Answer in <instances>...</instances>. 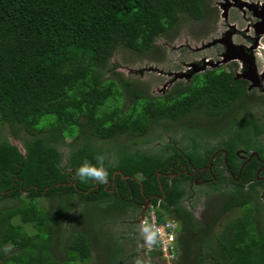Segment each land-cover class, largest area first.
<instances>
[{"label": "trees", "instance_id": "1", "mask_svg": "<svg viewBox=\"0 0 264 264\" xmlns=\"http://www.w3.org/2000/svg\"><path fill=\"white\" fill-rule=\"evenodd\" d=\"M200 2L0 0V249L15 246L9 254L0 250V264H87L107 237L93 228L67 229L64 219L125 225L105 242L103 264H134L140 237L133 221L146 200L157 221L175 224L177 263L264 264V218L258 220L253 203L257 182H249L255 166L245 163L233 180L240 163L234 149L260 151L261 129L251 116L220 129L226 138L217 146L228 168L215 157L214 179L202 186L205 196H225L222 211L238 209L236 215L202 223L192 212L200 192L192 185L190 194L184 170L208 165L213 149L206 142L216 132L186 125L182 140H173L178 147L136 148L151 127L166 129L161 123L223 118L242 88L210 70L150 95L110 63L119 51L145 56L185 17L200 18ZM97 155L105 157L108 183L75 178L84 161L97 164ZM147 255L159 253L154 247Z\"/></svg>", "mask_w": 264, "mask_h": 264}, {"label": "flooded vegetation", "instance_id": "2", "mask_svg": "<svg viewBox=\"0 0 264 264\" xmlns=\"http://www.w3.org/2000/svg\"><path fill=\"white\" fill-rule=\"evenodd\" d=\"M200 5L202 8L200 18L191 19L195 23L202 24L196 30L201 37L199 46L183 47L192 55H196L197 52L200 55L191 58L193 62L185 65L186 71L179 73L183 77H178V80L186 83L194 75L206 71H223L225 75H229L233 83H237L242 88L243 94L241 100L230 104L225 116L217 121H211L200 115L217 134L214 132L215 135L210 137V142H207L213 149L208 165L194 169L191 173L184 170L189 177L187 188L190 190L192 185L202 187L214 179L210 168H214L215 171L214 164L217 163L215 157H220L224 167L228 168L226 151L217 146L221 139L226 138V134L225 131H219L232 119L251 116L261 129L256 136L260 151L243 150L240 147L234 149L236 160L240 163L233 180L237 181L240 169L245 163H252L255 166L254 179L249 182L250 184L253 181L257 182L252 192L258 200L264 201V0H201ZM216 167L219 165L217 164ZM205 173L208 178L204 177ZM228 174L232 177V173L228 172ZM247 185H243V192L247 191ZM189 192L193 194L192 190Z\"/></svg>", "mask_w": 264, "mask_h": 264}, {"label": "rangeland", "instance_id": "3", "mask_svg": "<svg viewBox=\"0 0 264 264\" xmlns=\"http://www.w3.org/2000/svg\"><path fill=\"white\" fill-rule=\"evenodd\" d=\"M201 26L202 24L195 23L191 19L185 17L183 22L172 27L163 36L157 37L153 43V47L150 49V51H148V53H145V56L141 57L128 51H119L118 53H115L113 55L110 63L115 64L116 71L120 73L124 78L131 80L137 89L146 91L150 95H161L170 86L178 83H184V81L181 80V82L180 80H178L179 73L181 71H186L185 65L187 63L193 62L191 61V58L200 55V53L198 52L196 53V55H192V53L187 52L184 48H186L185 46L191 48L199 46L201 37H199V35L196 33V30ZM161 124L166 129H163L160 126L151 127L149 132L144 137L137 140L136 148L143 151L158 152L161 147H164V145L168 143L172 144L174 147H178L173 144V140L175 142L182 140L181 127H184L186 125H189L191 127H196L198 125L202 129L206 130L209 134L210 132H215L212 126L205 125L204 118H202L201 116L188 117V119L180 121L178 123L166 122ZM217 128L219 127L217 126ZM120 140L126 139L121 138ZM9 142L20 147L19 143L15 140L9 139ZM207 142H210V140H208ZM61 150L64 152L65 148H62ZM110 157H112V155ZM224 183H226V179L224 180ZM194 190L200 192L198 195L199 197L196 196V201L194 202L192 207L193 216L196 220L202 223H207L209 219H214V217L218 214L220 216H223V218L238 214V209L229 213L222 211V205L225 196H223L220 192H215L214 194L209 193V196H205L203 195L204 192L202 187L194 188ZM192 201V199L184 200L181 205L183 207H189L190 204L193 203ZM253 203L258 205L256 207L258 208L256 217L258 218V220L259 218L263 219L264 201L262 199L258 200L257 197L253 196ZM91 211V213L98 212L95 210ZM139 213L140 211H138V215ZM128 216L129 214L127 215V213L126 215H124V217ZM115 218L118 219V215H116ZM115 218L110 217V215L106 217L108 221H111ZM80 222L81 221L78 219L76 221H71L70 219L63 220L64 226L72 231L75 229H85L87 232H89L91 231V228L96 231H102V234L107 238H105L104 243H97L95 245L98 253L95 254V252H93L92 257L90 258L89 262H87V264H103L105 254L104 252H102V250L106 249L105 244L111 243L118 231L125 229V225L121 226L117 225V223L111 224V222L99 227L95 221H92L91 226H89V224L88 226H83V224ZM133 222L136 223V221ZM142 245L143 241L141 240V238H139L137 240L138 256L150 258L151 264H179V262L177 263L178 252L175 259L166 261L163 260L160 256H154L153 258L149 257L147 253L150 250L152 251L153 249L144 248Z\"/></svg>", "mask_w": 264, "mask_h": 264}, {"label": "clouds", "instance_id": "4", "mask_svg": "<svg viewBox=\"0 0 264 264\" xmlns=\"http://www.w3.org/2000/svg\"><path fill=\"white\" fill-rule=\"evenodd\" d=\"M105 157L103 155H97V164L93 165L87 160L77 169L76 177L81 182H87L89 180L95 181L98 184L108 183V171L104 167ZM146 210L148 209L145 208ZM144 210V213L146 212ZM144 216V214H143ZM168 219V218H167ZM169 227L172 226V222H169ZM164 233V226H158L154 222L144 220L138 226V235L143 241V247L147 249H153L159 242ZM14 245L9 242L3 246L2 250L5 254H9L13 251ZM134 264H151L150 258L137 256L134 260Z\"/></svg>", "mask_w": 264, "mask_h": 264}, {"label": "built area", "instance_id": "5", "mask_svg": "<svg viewBox=\"0 0 264 264\" xmlns=\"http://www.w3.org/2000/svg\"><path fill=\"white\" fill-rule=\"evenodd\" d=\"M148 220L149 222H154L158 226H164V233L160 239V242L155 246L158 250L159 256L166 261H171L176 258V247L175 243V224L170 219H165L162 222L157 221L155 212L152 207L148 208L144 213L143 220ZM169 222H172V226L169 227Z\"/></svg>", "mask_w": 264, "mask_h": 264}, {"label": "water", "instance_id": "6", "mask_svg": "<svg viewBox=\"0 0 264 264\" xmlns=\"http://www.w3.org/2000/svg\"><path fill=\"white\" fill-rule=\"evenodd\" d=\"M193 70L195 71V69H193ZM186 76H188V75H186ZM178 77H183V75H178ZM146 202H147V201H145V203L143 204V207H142V209L140 210L139 216H138V218H137V220H136L137 227L140 225V223H141L142 220H143V214H144V210H145V208H146Z\"/></svg>", "mask_w": 264, "mask_h": 264}]
</instances>
